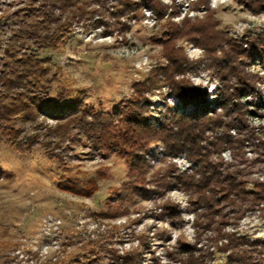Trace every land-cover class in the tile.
<instances>
[{
    "label": "rangeland",
    "instance_id": "obj_1",
    "mask_svg": "<svg viewBox=\"0 0 264 264\" xmlns=\"http://www.w3.org/2000/svg\"><path fill=\"white\" fill-rule=\"evenodd\" d=\"M158 1L167 6L162 19H157L151 9L142 8V18L128 20L130 27L124 34L113 31L102 35L101 27L77 25L63 45L39 54L49 56L60 68L61 80L67 85L85 92L88 105L111 110L132 95L135 82L144 80L152 68L167 63L161 45L153 41L164 31L166 17L177 23L184 18L199 20L207 4L215 10L217 28L225 35L239 42L253 36L264 43V2H260L258 11H253L238 0H198L202 2L200 6H196L197 0ZM23 4L24 0H0V11H11ZM177 44L186 56L188 69L175 78H186L206 90L211 104L219 83L212 74L215 62L204 49L185 39ZM251 58L243 70L255 76L257 93L243 95L241 101L247 104L248 124L260 135L264 130V64L260 53ZM225 64L226 61L223 68ZM146 95L154 117L165 103L178 112L192 110L191 105H180L162 82ZM44 120L53 124L49 117ZM229 134L235 137L237 132L230 129ZM74 149L61 166L47 158L39 146L19 152L6 140L0 141V264H179L178 257L185 256L180 248L193 243L202 253H210L206 262L226 264V254L205 239L212 231L194 226L195 196H190L176 179L179 173H193L197 167L185 154H164L165 144L152 142L144 154L153 166L150 174L173 164L177 171L172 172L175 179L171 178L170 187L162 197L132 190L117 197L111 192L121 191V185L130 180L125 160L114 154L94 153L86 146ZM239 151L233 153L227 148L210 159L220 162L222 170L234 175L247 193L254 192L255 184L264 183V148L254 139ZM67 178L81 182L94 179L96 190L89 197L61 190L58 183ZM165 201L177 203L178 211L162 210L159 205ZM243 203L244 210L236 213L238 216L232 214L236 205L221 203L219 207L228 217L215 220L227 222L221 229L234 232L248 244L253 260L250 264H264V201L258 203V208ZM197 228L201 234L198 241ZM84 254L90 259L78 263L76 256ZM130 259L134 263H129Z\"/></svg>",
    "mask_w": 264,
    "mask_h": 264
},
{
    "label": "trees",
    "instance_id": "obj_2",
    "mask_svg": "<svg viewBox=\"0 0 264 264\" xmlns=\"http://www.w3.org/2000/svg\"><path fill=\"white\" fill-rule=\"evenodd\" d=\"M238 1L253 11H258L260 2H264ZM201 3L195 2L196 6ZM166 7L158 0H24L23 5L11 11L1 10L0 141L6 140L19 152L39 146L47 158L61 166L75 146H86L94 153L114 154L125 160L130 180L121 185L123 192L115 189L111 196L123 197L124 191L132 190L144 196L162 197L171 185V178L175 179L172 172L177 171L176 167L167 164L165 169H155L150 174L153 166L144 157L152 142L161 141L166 147L164 154L180 152L197 165L193 173L182 172L176 177L185 191L195 196L194 226L212 231L205 239L226 254V264H250L253 260L248 244L234 232L223 231L221 227L227 222L221 224L215 218L227 216L219 207L221 203L236 205L234 216L244 210L243 202L258 208V203L264 201V183L255 184V191L247 193L234 175L223 171L221 163L210 158L227 148L239 154L243 145L254 139L264 148V130L261 129L260 135L254 133L255 127L248 124L245 116L247 104L241 101L242 97L257 93L255 76L243 69L256 53H260L264 64V43L253 36L239 42L225 35L217 28L215 10L207 4L206 13L199 20L184 18L177 23L166 17L164 31L153 41L161 45L167 63L152 68L144 80L135 82L132 95L111 110L88 105L85 92L67 85L61 80L60 68L49 56L39 54L41 50L63 45L77 25L101 27L102 35L113 31L124 34L130 27L128 20L142 18V8L151 9L157 19H162ZM173 14L174 11L170 13ZM181 39L204 49L215 62L212 74L219 83L211 104L207 102L206 90L186 78H175L188 69L186 56L177 44ZM161 82L169 87L180 105H191L192 110L178 112L164 102L163 109L154 117L148 108L146 92ZM48 117L53 124L45 122ZM230 129L236 130L235 137L229 134ZM217 131L219 135L215 134ZM58 187L89 197L96 190V181L67 178ZM159 207L169 213L178 211L177 203L173 202L165 201ZM196 233L198 241L201 235L198 228ZM89 244L95 252L91 241ZM179 252L185 254L178 257L179 264H212L206 262L210 253H202L194 243L181 247ZM76 259L78 263H86L90 258L85 255ZM129 261L134 263V259Z\"/></svg>",
    "mask_w": 264,
    "mask_h": 264
}]
</instances>
